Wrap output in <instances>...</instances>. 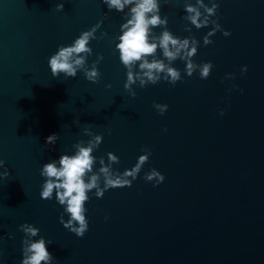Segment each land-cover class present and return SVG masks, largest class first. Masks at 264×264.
<instances>
[{
	"label": "water",
	"instance_id": "95a60500",
	"mask_svg": "<svg viewBox=\"0 0 264 264\" xmlns=\"http://www.w3.org/2000/svg\"><path fill=\"white\" fill-rule=\"evenodd\" d=\"M218 3L219 23L231 35L217 31L194 57L213 62L210 76H186L177 60L182 81L133 85V97L124 89L126 70L111 41L121 13L108 11L102 0H0V159L10 172L0 181L6 264H20L24 234L18 225L25 221L52 241L47 247L54 264H264V0ZM182 5L171 0L161 14L171 31L187 36ZM105 12L96 35H108L90 42L88 58L91 65L97 52L103 54L98 82L82 72L53 77L48 57ZM209 28L193 27L191 34L202 45ZM244 64L248 70L241 75ZM228 72L235 79L221 83ZM233 84L244 91H229ZM153 101L169 105L163 115ZM89 124L103 134L94 154L120 157L114 168H130L144 146L151 156L131 187L91 196L89 229L77 237L59 222L62 207L55 199L40 198L39 169L86 141ZM53 132L59 138L46 145ZM151 167L165 176L157 187L142 178Z\"/></svg>",
	"mask_w": 264,
	"mask_h": 264
},
{
	"label": "clouds",
	"instance_id": "9594fccd",
	"mask_svg": "<svg viewBox=\"0 0 264 264\" xmlns=\"http://www.w3.org/2000/svg\"><path fill=\"white\" fill-rule=\"evenodd\" d=\"M170 2L171 0H102L108 11L122 14L123 22L119 25L118 32L111 37V41L126 70L124 89L133 97L137 95L133 85L144 88L148 84L154 85L163 80L174 86L182 81V70L174 64L177 60L184 64V75L191 77L196 73L200 79H207L214 64L211 60L196 62L194 57L198 48L213 43L210 37L217 31L225 37L231 35V30L223 28L219 23L218 0H183L181 18L186 21L184 31L189 35L175 34L167 27L168 16L161 14L162 5ZM63 6L61 2L55 8L60 11ZM107 16L108 12H105L100 21L81 31L71 43L57 46L47 59L53 77L62 74L66 78H74L78 72H82L88 81L98 82L101 74L97 65L103 59V54L97 52L96 59L89 65L88 58L93 55L90 42L108 35L106 32H102L99 37L96 35ZM193 27L197 30L209 28L202 37V45L201 40L191 34ZM157 28L159 31H156ZM247 70L248 65L240 66L241 75ZM235 76L234 72L225 73L221 83L225 79L234 80ZM106 87L110 88L111 84ZM232 88L244 91L235 84L228 90L231 91ZM153 107L163 115L169 105L153 101ZM219 112L224 115L225 109L220 108ZM163 131H167V128ZM83 132L89 137L86 141H76L71 152H62L58 157L44 162L39 169L43 178L40 198L55 199L62 207L59 222L77 237H83L89 229L86 203L91 196L102 198L109 189L131 187L151 156V149L144 146L136 162L130 168L120 171L113 167L120 163V157L114 152L108 151L106 156L94 154L103 141V134L92 132L90 124L83 128ZM58 138L57 133H50L45 137V144L54 145ZM0 169V181H3L10 174L4 159H0ZM142 178L145 182H151L153 187L165 180L164 174L155 167L144 172ZM104 219L107 220L108 216L105 215ZM18 229L24 234L21 239L20 264H54L55 257L47 247L52 241L40 235L38 226L25 221L18 225ZM5 235L11 238V234ZM3 238L4 236H0V239ZM2 255L0 252V264H6Z\"/></svg>",
	"mask_w": 264,
	"mask_h": 264
}]
</instances>
